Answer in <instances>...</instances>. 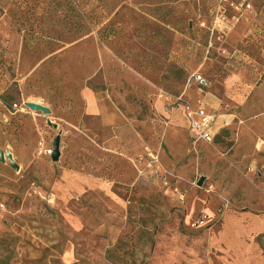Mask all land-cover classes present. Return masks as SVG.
I'll return each mask as SVG.
<instances>
[{
  "label": "rangeland",
  "instance_id": "obj_1",
  "mask_svg": "<svg viewBox=\"0 0 264 264\" xmlns=\"http://www.w3.org/2000/svg\"><path fill=\"white\" fill-rule=\"evenodd\" d=\"M243 125H264V0H0V264H264Z\"/></svg>",
  "mask_w": 264,
  "mask_h": 264
},
{
  "label": "built area",
  "instance_id": "obj_2",
  "mask_svg": "<svg viewBox=\"0 0 264 264\" xmlns=\"http://www.w3.org/2000/svg\"><path fill=\"white\" fill-rule=\"evenodd\" d=\"M182 118L186 124L187 133L195 143H210L211 131L215 114L202 107L187 106L182 110Z\"/></svg>",
  "mask_w": 264,
  "mask_h": 264
},
{
  "label": "crops",
  "instance_id": "obj_3",
  "mask_svg": "<svg viewBox=\"0 0 264 264\" xmlns=\"http://www.w3.org/2000/svg\"><path fill=\"white\" fill-rule=\"evenodd\" d=\"M254 100L251 102V104H248V109L250 106H254ZM253 110L254 108L251 107ZM251 127V129H247ZM264 135V125H261L260 128H256L253 125H243L239 127V130L237 131V141L236 145L238 148H242L244 151H248L249 149L252 151V149H255L257 146H259L260 137Z\"/></svg>",
  "mask_w": 264,
  "mask_h": 264
},
{
  "label": "water",
  "instance_id": "obj_4",
  "mask_svg": "<svg viewBox=\"0 0 264 264\" xmlns=\"http://www.w3.org/2000/svg\"><path fill=\"white\" fill-rule=\"evenodd\" d=\"M31 109L32 110H36V111H42V112H44L46 114L48 113L47 110H45V109H43L41 107L35 106V105H32ZM58 156H59V138L57 137L54 140L53 145H52L51 161L56 162L58 160ZM4 159H6V161L10 164V166L13 169H16L15 164L13 163L10 155L8 153L3 155V153L0 152V161L3 162Z\"/></svg>",
  "mask_w": 264,
  "mask_h": 264
}]
</instances>
